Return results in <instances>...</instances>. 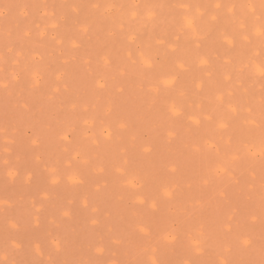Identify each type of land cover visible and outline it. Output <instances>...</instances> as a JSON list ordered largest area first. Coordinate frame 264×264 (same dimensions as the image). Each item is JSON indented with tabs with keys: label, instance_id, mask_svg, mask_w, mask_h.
<instances>
[{
	"label": "rangeland",
	"instance_id": "rangeland-1",
	"mask_svg": "<svg viewBox=\"0 0 264 264\" xmlns=\"http://www.w3.org/2000/svg\"><path fill=\"white\" fill-rule=\"evenodd\" d=\"M262 66L261 0H0V264H260Z\"/></svg>",
	"mask_w": 264,
	"mask_h": 264
},
{
	"label": "snow or ice",
	"instance_id": "snow-or-ice-1",
	"mask_svg": "<svg viewBox=\"0 0 264 264\" xmlns=\"http://www.w3.org/2000/svg\"><path fill=\"white\" fill-rule=\"evenodd\" d=\"M261 3H262V6H264V0H261ZM94 6H95V7H99L98 4H96V5H94ZM181 6H183V5H181ZM217 7H219V5H217ZM149 14H150V13H149ZM189 23H190V22H189ZM259 72H260V75H261L262 79H264V66H262V67L259 69ZM164 82H165L166 84H167V83H172V81H170V80H165ZM249 111H251V109H249ZM173 112H174V110H173ZM174 114H175V112H174ZM253 123H254V121H253ZM219 126H220L221 128H227V127H228V125H227L226 122H221ZM261 144H262V152H261V155H262V157H264V138H262ZM215 147H216V146H215L214 144H209V148H210V149H215ZM241 243L243 244V246L248 247V246L251 244V241H250L249 239L245 238V239H243V240L241 241ZM261 248H262V250H264V242H262V244H261ZM151 264H157V262H156V261H152ZM222 264H228V262H227V261H223ZM260 264H264V260H262V261L260 262Z\"/></svg>",
	"mask_w": 264,
	"mask_h": 264
},
{
	"label": "bare ground",
	"instance_id": "bare-ground-1",
	"mask_svg": "<svg viewBox=\"0 0 264 264\" xmlns=\"http://www.w3.org/2000/svg\"><path fill=\"white\" fill-rule=\"evenodd\" d=\"M189 23V22H188ZM190 26H192V23L189 24Z\"/></svg>",
	"mask_w": 264,
	"mask_h": 264
}]
</instances>
